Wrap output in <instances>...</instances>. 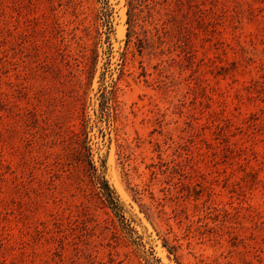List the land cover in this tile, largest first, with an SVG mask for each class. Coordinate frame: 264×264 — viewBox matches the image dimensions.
I'll use <instances>...</instances> for the list:
<instances>
[{"label": "rangeland", "instance_id": "obj_1", "mask_svg": "<svg viewBox=\"0 0 264 264\" xmlns=\"http://www.w3.org/2000/svg\"><path fill=\"white\" fill-rule=\"evenodd\" d=\"M0 264H264V0H0Z\"/></svg>", "mask_w": 264, "mask_h": 264}, {"label": "trees", "instance_id": "obj_2", "mask_svg": "<svg viewBox=\"0 0 264 264\" xmlns=\"http://www.w3.org/2000/svg\"><path fill=\"white\" fill-rule=\"evenodd\" d=\"M72 137L77 138L78 141H80L76 133H72ZM74 152L77 155L75 160L85 164L86 175L90 179V182L94 184L96 195L102 202L110 206L111 209L118 211L114 193L104 178V164L102 163L100 166L95 165L90 152V147L84 140L82 141V145L79 147V149L75 150Z\"/></svg>", "mask_w": 264, "mask_h": 264}]
</instances>
